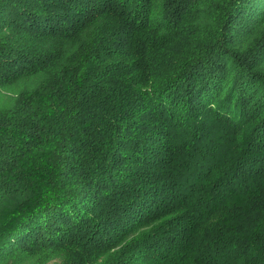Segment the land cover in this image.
<instances>
[{"label":"trees","instance_id":"1","mask_svg":"<svg viewBox=\"0 0 264 264\" xmlns=\"http://www.w3.org/2000/svg\"><path fill=\"white\" fill-rule=\"evenodd\" d=\"M0 264H264V0H0Z\"/></svg>","mask_w":264,"mask_h":264}]
</instances>
